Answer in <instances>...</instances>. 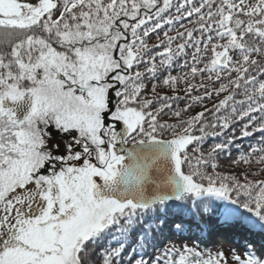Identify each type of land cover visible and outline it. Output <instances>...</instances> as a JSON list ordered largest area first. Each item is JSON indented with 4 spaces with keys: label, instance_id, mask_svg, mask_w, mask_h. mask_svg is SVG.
Here are the masks:
<instances>
[{
    "label": "snow or ice",
    "instance_id": "6c2138e0",
    "mask_svg": "<svg viewBox=\"0 0 264 264\" xmlns=\"http://www.w3.org/2000/svg\"><path fill=\"white\" fill-rule=\"evenodd\" d=\"M0 264H264V0H0Z\"/></svg>",
    "mask_w": 264,
    "mask_h": 264
},
{
    "label": "trees",
    "instance_id": "16d2710c",
    "mask_svg": "<svg viewBox=\"0 0 264 264\" xmlns=\"http://www.w3.org/2000/svg\"><path fill=\"white\" fill-rule=\"evenodd\" d=\"M210 106H211V102H209V107ZM259 139H260L259 134H256L254 138H239L238 137L237 144L243 149V148H246L248 145L255 144L256 141H258ZM232 155L236 156L237 153L233 152ZM220 163H221L222 170L241 171L243 168L248 167L246 165H241V166L232 165L231 162L225 157H221ZM257 168L258 166L253 164L251 170L255 171L257 170ZM209 223L211 225L210 229L218 227V226L224 227L221 224H219L215 218H210ZM224 228L225 229L222 230V237L219 238V242H215V244L214 243L209 244L208 236L211 235L210 230H209L204 236L203 243H201L200 241H197V243H200L201 248H204V249H207L213 252L219 249H222L225 252H227L226 250H229L230 248H234L237 246V241H239L240 243L243 242L242 236L240 235L238 228H228V227H224ZM187 242H191V240Z\"/></svg>",
    "mask_w": 264,
    "mask_h": 264
},
{
    "label": "rangeland",
    "instance_id": "374dc122",
    "mask_svg": "<svg viewBox=\"0 0 264 264\" xmlns=\"http://www.w3.org/2000/svg\"><path fill=\"white\" fill-rule=\"evenodd\" d=\"M224 227L218 226L215 228L210 229V234L208 236V242L209 244H215V242H219V238L222 237V230H224ZM228 251V250H226Z\"/></svg>",
    "mask_w": 264,
    "mask_h": 264
}]
</instances>
